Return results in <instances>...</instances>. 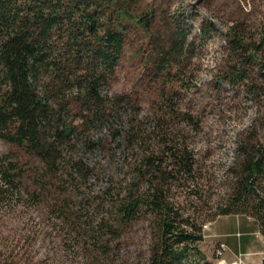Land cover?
Returning <instances> with one entry per match:
<instances>
[{
	"label": "rangeland",
	"instance_id": "obj_1",
	"mask_svg": "<svg viewBox=\"0 0 264 264\" xmlns=\"http://www.w3.org/2000/svg\"><path fill=\"white\" fill-rule=\"evenodd\" d=\"M130 6L150 11L155 35L129 31L112 81L99 87L109 96L105 125L81 126L80 112L68 104L66 120L77 127L73 146L62 153L65 161H83L86 171L67 162L50 178L37 157L17 152L22 177L0 195V264H148L156 222L141 210L119 227L116 211L125 197L147 188L137 172L143 154L157 152L166 163L171 149L187 151L193 164L189 179L167 185L179 212L205 219L200 250L215 264H244L241 253L233 262L225 259L227 246L214 241L207 219L232 190L237 143L249 137L264 145V41L257 46L264 0H133ZM233 26L256 44L249 77L239 85L225 78ZM178 39L173 60L154 48ZM12 148L0 139V159ZM101 219L113 233L97 227ZM223 220L221 240L262 250L255 219L237 226L232 215ZM219 243L224 247L217 254Z\"/></svg>",
	"mask_w": 264,
	"mask_h": 264
},
{
	"label": "trees",
	"instance_id": "obj_2",
	"mask_svg": "<svg viewBox=\"0 0 264 264\" xmlns=\"http://www.w3.org/2000/svg\"><path fill=\"white\" fill-rule=\"evenodd\" d=\"M132 2L0 0V139L13 146L0 159V195L22 177L17 165L19 150L28 158L37 157L42 173L50 178L67 162L73 171H86L83 161H65L62 153L64 147L73 146L72 131L77 127L66 120L68 104L80 112L81 126L97 128L107 122L109 96L102 95L99 87L105 80L112 81L129 31L155 35L150 11L135 13L130 9ZM235 27L228 32L225 78L239 85L249 77L247 69L253 65L256 44L246 42ZM263 41L264 31L257 46ZM180 44L178 39L154 48L169 61ZM163 99L168 100L164 95ZM236 155L232 190L207 220L246 214L257 221L264 236V195L258 192L264 182V145L248 137L237 143ZM169 156L165 163L157 152L143 154L137 172L146 179L147 188L119 203L116 221L124 227L141 210L154 219L157 232L148 264H215L199 248L205 219L198 222L182 214L168 197V179L191 177L190 156L182 149H171ZM97 227L113 233L102 219ZM260 264H264V255Z\"/></svg>",
	"mask_w": 264,
	"mask_h": 264
},
{
	"label": "crops",
	"instance_id": "obj_3",
	"mask_svg": "<svg viewBox=\"0 0 264 264\" xmlns=\"http://www.w3.org/2000/svg\"><path fill=\"white\" fill-rule=\"evenodd\" d=\"M229 215H232L234 217V223L235 226L237 224H244V223H252V220L254 218L247 216L246 214H225V215H218L213 221L210 222L209 229L211 233L216 234L215 242H223L227 246V250L225 251V259L229 262H233L236 260L237 254L241 253L243 256H246L243 258L244 264H260L261 259L264 255V247L261 249H257L258 251L255 252V249L249 248L248 251L243 250V244L241 245L239 242L236 245L229 246L228 243L225 242V240H221V236H227L225 231H221L219 228L220 224L218 223L221 219H224L223 221H226L227 217ZM215 227H218L217 229ZM255 232L258 234V237L261 239L263 245H264V236L259 233L258 225L256 221V229ZM225 233V234H224Z\"/></svg>",
	"mask_w": 264,
	"mask_h": 264
},
{
	"label": "built area",
	"instance_id": "obj_4",
	"mask_svg": "<svg viewBox=\"0 0 264 264\" xmlns=\"http://www.w3.org/2000/svg\"><path fill=\"white\" fill-rule=\"evenodd\" d=\"M204 227H208L207 224H204ZM218 245H219V248H218L219 250H217V254H218V253H221V250H222L223 247H224V246H223L222 244H220V243H219ZM216 256H217V255H216Z\"/></svg>",
	"mask_w": 264,
	"mask_h": 264
},
{
	"label": "water",
	"instance_id": "obj_5",
	"mask_svg": "<svg viewBox=\"0 0 264 264\" xmlns=\"http://www.w3.org/2000/svg\"><path fill=\"white\" fill-rule=\"evenodd\" d=\"M218 264H224V262H219Z\"/></svg>",
	"mask_w": 264,
	"mask_h": 264
}]
</instances>
